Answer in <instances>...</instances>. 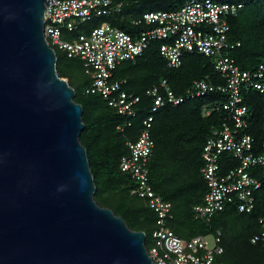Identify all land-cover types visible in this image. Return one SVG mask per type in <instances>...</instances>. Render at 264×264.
<instances>
[{
	"label": "trees",
	"instance_id": "trees-1",
	"mask_svg": "<svg viewBox=\"0 0 264 264\" xmlns=\"http://www.w3.org/2000/svg\"><path fill=\"white\" fill-rule=\"evenodd\" d=\"M191 0H115L113 11L99 19L84 23L74 32L64 30L63 38L75 41L89 34L103 23L137 35L144 25H133L152 11H176ZM217 4L241 5L237 17L230 16L229 37L236 46L230 53L243 71H253L264 62V0H211ZM160 42L149 47L134 61L119 65L114 73L117 79H127L126 89L140 97L135 118L123 117L108 106L99 94H87L92 79L86 73L80 58H69L58 47L60 77L69 79L76 91V102L84 109L85 129L80 141L87 149L94 176L95 200L121 216L130 229L146 233V247L154 245L153 233L158 228L156 215L147 202L132 194L136 183L131 175L120 169L122 157L129 154L126 142L135 141L143 129V121L150 115L152 100L147 91L167 80L177 95H182L197 80L212 84L221 82L213 60L198 53H186L180 68H170L160 54ZM82 74L80 75V71ZM244 105L249 110L248 128L242 133L252 136L255 145L264 140V101L261 94L249 87L242 90ZM226 96L220 93L187 101L177 107L166 106L155 116L152 138L155 143L149 167L154 190L172 204L174 219L168 226L182 239L222 233L224 254L218 258L222 264H264V242L252 243V237L263 231L264 219V167L249 170L258 179L261 188L254 193L255 206L251 212H239L236 199L227 203L223 212L209 222L195 219L193 207L204 202L208 185L203 175L202 152L215 128L228 122L223 109ZM222 173L239 166L233 156L225 154L221 161Z\"/></svg>",
	"mask_w": 264,
	"mask_h": 264
},
{
	"label": "water",
	"instance_id": "water-1",
	"mask_svg": "<svg viewBox=\"0 0 264 264\" xmlns=\"http://www.w3.org/2000/svg\"><path fill=\"white\" fill-rule=\"evenodd\" d=\"M54 0H0V264H155L95 200L84 109L45 36Z\"/></svg>",
	"mask_w": 264,
	"mask_h": 264
},
{
	"label": "built area",
	"instance_id": "built-area-1",
	"mask_svg": "<svg viewBox=\"0 0 264 264\" xmlns=\"http://www.w3.org/2000/svg\"><path fill=\"white\" fill-rule=\"evenodd\" d=\"M115 0H54L46 10L45 36L50 45L66 52L69 58H80L92 82L87 94H99L108 106L123 117L135 118L140 97L126 89L127 79H117V67L134 61L150 45L160 42V54L170 68L178 69L186 53H198L211 58L221 82L197 80L182 95H177L167 80L147 91L152 100L150 115L143 121L137 140H128L129 154L122 157L120 169L131 175L136 183L132 194L147 202L156 215L158 228L153 233L154 245L148 250L155 264H222L224 254L222 233L214 234L211 246L207 235L185 240L168 226L174 219L172 204L164 200L152 187L150 159L155 148L152 127L156 114L166 106L177 107L187 101L212 93L226 96L223 109L228 122L215 128L202 152L203 175L208 185L204 202L193 207L197 220L209 222L236 199L239 212H251L255 206L254 193L261 183L249 170L264 167V140L255 145L252 136L242 133L248 128L249 110L244 105L242 90L249 87L258 91L264 101V62L253 71H243L230 53L236 46L229 37L230 16L237 17L241 5L217 4L211 0H191L176 11H152L134 20L133 25H144L137 37L103 23L89 34L75 41L63 38L64 30L74 32L80 25L99 19L120 8ZM233 156L239 166L222 173V157ZM263 231L252 237V243L264 242Z\"/></svg>",
	"mask_w": 264,
	"mask_h": 264
},
{
	"label": "rangeland",
	"instance_id": "rangeland-1",
	"mask_svg": "<svg viewBox=\"0 0 264 264\" xmlns=\"http://www.w3.org/2000/svg\"><path fill=\"white\" fill-rule=\"evenodd\" d=\"M82 74V70L80 71V75ZM69 80V79H67ZM208 241H209V244L212 246L213 243H214V234H208Z\"/></svg>",
	"mask_w": 264,
	"mask_h": 264
}]
</instances>
